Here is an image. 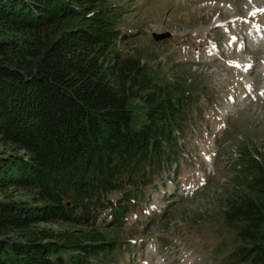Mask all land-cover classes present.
<instances>
[{
  "label": "trees",
  "instance_id": "16d2710c",
  "mask_svg": "<svg viewBox=\"0 0 264 264\" xmlns=\"http://www.w3.org/2000/svg\"><path fill=\"white\" fill-rule=\"evenodd\" d=\"M110 1L0 0V192L30 197L0 202V264L101 263L116 243L98 229L69 244L31 225L87 228L105 210L112 223L125 219L178 162V132L195 100L115 51ZM134 101L146 109L139 127ZM243 153L242 171L217 200L239 242L231 263L264 264V151ZM67 249L76 252L65 259Z\"/></svg>",
  "mask_w": 264,
  "mask_h": 264
},
{
  "label": "rangeland",
  "instance_id": "374dc122",
  "mask_svg": "<svg viewBox=\"0 0 264 264\" xmlns=\"http://www.w3.org/2000/svg\"><path fill=\"white\" fill-rule=\"evenodd\" d=\"M249 1L113 0L108 3L114 6L110 12L117 14L120 32L115 51L123 58L141 59V65L148 66L149 72L162 83L185 85L195 100L191 102L194 110L190 120L178 133L184 146L179 145L178 160L188 167L186 177L181 174L185 180L195 179L194 168L203 165L201 151L219 144L217 176L206 180L203 174L205 177L199 181L207 182V186L200 191L197 185L200 193H195L191 201L177 202L167 198L166 192L174 184L167 172L163 175L167 174V182L163 179L157 189L150 187L126 218L120 216L110 227L105 225L109 220L108 210L102 215L101 212L95 225L87 228L46 221L31 225L32 231L62 234L57 241L76 244L89 241V234H93L89 230L98 229L106 243L116 245L112 249L105 246L111 251L101 252L103 260L95 264H237L231 263V254L239 242L224 222L225 206L219 203L217 194L221 196L231 188L236 171L243 167L240 151L256 148L264 151V95L260 100L257 97L258 91H264V15L255 14L252 23H248L247 17L252 15ZM261 4L259 11L264 10V2ZM77 22H70L68 28L78 27ZM168 33L170 37L164 40L154 38ZM239 89L257 100L249 103V99L240 96ZM130 109L133 125L139 127L145 121L146 109L141 101L130 105ZM183 135L189 137L187 141ZM213 136L215 141L210 140ZM206 164L211 169L212 163ZM182 183L176 192L189 194ZM13 198L30 201L26 194L12 196L11 192H0V202ZM73 252L76 251L62 250L61 255L68 259Z\"/></svg>",
  "mask_w": 264,
  "mask_h": 264
},
{
  "label": "bare ground",
  "instance_id": "6f19581e",
  "mask_svg": "<svg viewBox=\"0 0 264 264\" xmlns=\"http://www.w3.org/2000/svg\"><path fill=\"white\" fill-rule=\"evenodd\" d=\"M165 1V0H164ZM254 1H256V0H250L247 4H248V7H249V9L250 10H252V11H255L257 8H259L256 4H258V3H256V2H254ZM262 7H264V6H262ZM260 9V8H259ZM263 16V15H262ZM229 24V23H228ZM192 36V35H191ZM206 41V40H205Z\"/></svg>",
  "mask_w": 264,
  "mask_h": 264
},
{
  "label": "water",
  "instance_id": "95a60500",
  "mask_svg": "<svg viewBox=\"0 0 264 264\" xmlns=\"http://www.w3.org/2000/svg\"><path fill=\"white\" fill-rule=\"evenodd\" d=\"M169 37V34H165V35H155L154 36V38L156 39V40H163V39H165V38H168Z\"/></svg>",
  "mask_w": 264,
  "mask_h": 264
}]
</instances>
